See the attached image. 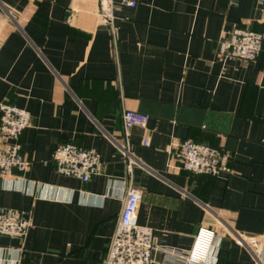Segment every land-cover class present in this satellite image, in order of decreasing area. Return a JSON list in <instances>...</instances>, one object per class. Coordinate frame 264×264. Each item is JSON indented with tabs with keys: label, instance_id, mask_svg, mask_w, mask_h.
Returning <instances> with one entry per match:
<instances>
[{
	"label": "crops",
	"instance_id": "1",
	"mask_svg": "<svg viewBox=\"0 0 264 264\" xmlns=\"http://www.w3.org/2000/svg\"><path fill=\"white\" fill-rule=\"evenodd\" d=\"M129 1L115 4L113 46L98 0H0V105L31 120L19 140L28 171L0 178V208L32 223L22 242L1 238L0 264H98L129 184L156 246L187 252L210 228L208 264H254L234 234L264 236V51L252 63L215 54L234 30L264 34V0ZM125 110L148 116L147 127L126 136ZM187 140L222 146L230 173L179 169L169 152ZM64 144L94 151L100 174L58 176L52 154Z\"/></svg>",
	"mask_w": 264,
	"mask_h": 264
},
{
	"label": "built area",
	"instance_id": "2",
	"mask_svg": "<svg viewBox=\"0 0 264 264\" xmlns=\"http://www.w3.org/2000/svg\"><path fill=\"white\" fill-rule=\"evenodd\" d=\"M117 2L130 8L135 6L129 0H98L99 25L109 32L113 46L117 42L114 17ZM260 3V20L264 23V2ZM262 51L264 34L237 29L219 40L215 58L223 63L229 60L252 63ZM121 117L126 136L128 130L145 129L149 122L148 116L128 110L123 111ZM30 127L28 112L6 104L0 105V178L23 175L28 171L29 163L21 153L19 140ZM261 143L264 144V139ZM147 145L148 142L144 141L143 146ZM169 154L179 164V169L185 172L210 177L230 173V156L222 146L210 147L187 140L177 144ZM121 155L126 173L130 175L134 163L129 154L128 141L122 147ZM52 163L58 176L73 178L83 184L98 176L101 171V162L94 151L70 144L55 149ZM140 199V191L131 184L127 185L116 227L109 239L106 254L98 264H153L155 252L164 255V261L159 264H208L217 241L212 229L200 228L187 252L158 247L154 244L152 230L137 222ZM31 226L28 211L0 208V240L9 238L22 242ZM234 238L249 251L254 264H264V236L243 237L234 234Z\"/></svg>",
	"mask_w": 264,
	"mask_h": 264
}]
</instances>
